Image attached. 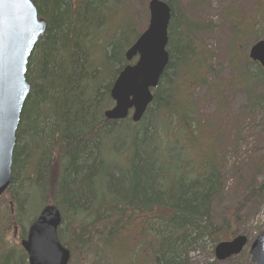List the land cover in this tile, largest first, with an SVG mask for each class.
Masks as SVG:
<instances>
[{"label":"trees","instance_id":"16d2710c","mask_svg":"<svg viewBox=\"0 0 264 264\" xmlns=\"http://www.w3.org/2000/svg\"><path fill=\"white\" fill-rule=\"evenodd\" d=\"M31 1L47 30L29 61L31 90L16 136L13 182L0 200V264H29L21 241L48 205L62 215L59 238L72 260L83 251L96 258L93 264H119L124 252L134 264H188L192 252L226 242L230 221L217 225L213 219L225 190L218 158L206 155L199 166L189 158L187 142L197 141L199 119L191 98L188 103L180 95L183 82L197 87L210 68L200 44L208 26L193 19L182 0H162L171 8L169 64L142 121L114 122L104 116L114 104L112 87L129 64L126 51L146 28L139 33L122 18L116 37H106L119 14L116 0ZM256 20L260 30L263 9ZM240 24L234 22L233 33L242 40L251 32ZM99 56L102 63L95 65ZM245 65L239 77L249 74L251 81L242 92L250 111L264 112V98L251 92L264 88V71L251 61ZM123 130L128 145L118 151L115 139ZM133 224L139 239L134 247L121 239ZM17 227L18 244L12 246L8 236ZM143 253L146 259L139 260Z\"/></svg>","mask_w":264,"mask_h":264},{"label":"rangeland","instance_id":"374dc122","mask_svg":"<svg viewBox=\"0 0 264 264\" xmlns=\"http://www.w3.org/2000/svg\"><path fill=\"white\" fill-rule=\"evenodd\" d=\"M150 1L116 0L119 14L104 35L114 39L122 27V18L135 24L139 33L144 31L149 23ZM202 1L200 4L203 6L199 9L198 0H182L193 19L208 26L209 30L200 39L203 48L201 53L205 55L206 64L210 66L209 70L200 74L204 82L194 87L191 82L185 81L180 86L181 97L188 100V103L191 98L199 119V133L195 138L197 141L187 142V154L194 166H199L204 156L216 155L225 190L219 204L213 209L214 223L218 225L224 220L230 221L231 234L224 236L225 241L232 240L235 235L248 234L253 242L256 236L264 231V189H261L264 185V112L258 109L250 111V100L241 88L247 86L251 77L249 74L239 77V74L246 69V61L250 62L249 51L254 45V40L264 39V24L257 30L256 20L260 9L264 10V0ZM124 3L123 10L121 8ZM231 9L233 17L230 20L228 13ZM235 21L241 22L238 28L245 31L250 29V35L242 40L235 38ZM134 37L132 34L131 42ZM234 55L238 57L237 67L232 66V62L236 60ZM94 62L95 65H100L101 56ZM251 92L264 98V88L255 87ZM128 137L129 132L126 130L116 137L115 146L118 151L127 149ZM185 140L183 137L180 142ZM187 154L184 152L183 155ZM118 163L123 165L126 160L120 156ZM34 206L36 208L32 209V216L38 212L37 204ZM19 234L18 227L9 234L8 239L12 246L18 244ZM121 237L125 244L132 243L133 247L139 242V239L136 240L134 224ZM93 258L82 251L70 264H73V261L74 264H93L96 262V258ZM144 259L146 258L143 253L139 260ZM215 259L211 245H207L192 252L188 264H214ZM116 261L119 264H134V256L127 257L122 252L118 254ZM221 264H253L250 245L239 256Z\"/></svg>","mask_w":264,"mask_h":264},{"label":"water","instance_id":"95a60500","mask_svg":"<svg viewBox=\"0 0 264 264\" xmlns=\"http://www.w3.org/2000/svg\"><path fill=\"white\" fill-rule=\"evenodd\" d=\"M149 26L127 51V66L115 81L111 98L114 106L105 112L108 121L140 123L153 103L152 90L159 86L169 64L167 51L171 8L161 0L149 3ZM47 30L31 0H0V199L13 182L16 135L25 103L30 95L27 82L29 60ZM264 68V39L249 53ZM62 215L54 205L46 206L30 226L21 246L29 264H70L72 254L59 238ZM249 240L240 235L216 246L215 257L225 262L239 256ZM251 260L264 264V232L251 244Z\"/></svg>","mask_w":264,"mask_h":264}]
</instances>
